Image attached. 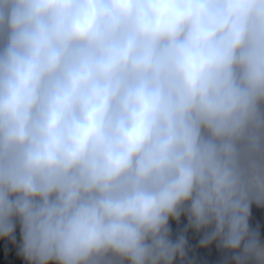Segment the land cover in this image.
<instances>
[{
    "label": "clouds",
    "instance_id": "9594fccd",
    "mask_svg": "<svg viewBox=\"0 0 264 264\" xmlns=\"http://www.w3.org/2000/svg\"><path fill=\"white\" fill-rule=\"evenodd\" d=\"M21 263L264 264V0H0Z\"/></svg>",
    "mask_w": 264,
    "mask_h": 264
},
{
    "label": "trees",
    "instance_id": "16d2710c",
    "mask_svg": "<svg viewBox=\"0 0 264 264\" xmlns=\"http://www.w3.org/2000/svg\"><path fill=\"white\" fill-rule=\"evenodd\" d=\"M256 219H257L258 222H260V213L259 212L256 213Z\"/></svg>",
    "mask_w": 264,
    "mask_h": 264
}]
</instances>
